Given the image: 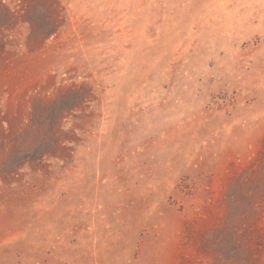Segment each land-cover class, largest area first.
Segmentation results:
<instances>
[{
	"label": "rangeland",
	"instance_id": "1",
	"mask_svg": "<svg viewBox=\"0 0 264 264\" xmlns=\"http://www.w3.org/2000/svg\"><path fill=\"white\" fill-rule=\"evenodd\" d=\"M0 264H264V0H0Z\"/></svg>",
	"mask_w": 264,
	"mask_h": 264
}]
</instances>
